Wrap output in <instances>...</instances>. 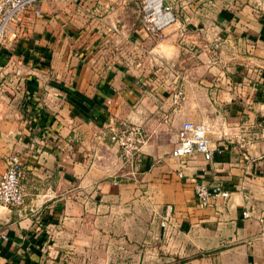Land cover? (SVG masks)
Masks as SVG:
<instances>
[{
	"label": "crops",
	"instance_id": "obj_1",
	"mask_svg": "<svg viewBox=\"0 0 264 264\" xmlns=\"http://www.w3.org/2000/svg\"><path fill=\"white\" fill-rule=\"evenodd\" d=\"M91 1H39L40 14L22 11L0 54V94L20 100L0 102V156L20 154L26 192L36 196L25 204L59 190L57 205H83L88 192L124 200L144 192L162 216L161 250L148 264H264V0H165L173 20L153 44L138 42L131 24L95 20ZM98 27L116 35L111 59L96 48ZM170 79L184 89L178 107ZM184 120L207 125L211 158L197 152L182 163L172 154ZM130 122L147 130L139 186L116 185L105 170L115 146L108 131ZM197 181L228 196L201 206ZM32 227L21 208L0 206V264H30Z\"/></svg>",
	"mask_w": 264,
	"mask_h": 264
},
{
	"label": "rangeland",
	"instance_id": "obj_2",
	"mask_svg": "<svg viewBox=\"0 0 264 264\" xmlns=\"http://www.w3.org/2000/svg\"><path fill=\"white\" fill-rule=\"evenodd\" d=\"M91 2V9L95 10L93 13L95 20L101 21V18L105 16L108 21L131 24L138 30L136 32L138 42L143 40L141 36L144 35L145 38H151L152 44L155 43L163 37L162 28L173 20L157 32H153L147 27L155 24V14L144 11V0H93ZM85 5L88 6L87 3ZM163 5L172 9L170 4H165V0H162L160 7L163 8ZM22 15L24 13L20 12L9 23L8 33L10 30L20 28L18 17ZM99 29L101 31L96 34L103 37L102 39L98 37L99 41H95L98 43L96 48L100 51V55L111 59L114 57L112 47L116 46L114 41L116 35H108L107 32L102 31L101 27H98ZM143 48L144 46L138 45L135 53L136 58L142 62L145 51ZM140 61H136V66H143ZM153 63L154 70L161 67L160 60L153 59ZM167 84L169 93L179 85L176 81L172 82V79ZM9 99L8 94L4 92L0 94V102L13 104L14 108H17L19 97L13 101ZM122 125L113 127L121 128ZM138 125L142 128L143 137L139 150L133 156L127 158L122 148L111 139L115 143L114 152L105 158V170L110 173L108 177L110 181L116 185L132 182L139 186L144 154H147L142 151V145L147 141V130ZM108 133L111 135V131ZM11 154L14 153L9 152L6 156H0V160H3L0 165V174ZM17 155L20 157L19 153ZM44 187L46 186L42 185V188ZM28 190L30 193L26 197L29 202H32L29 197L36 196L32 193V188ZM64 191L59 190L55 194L49 192V195H52L50 200L45 201V197H41L40 203L36 204L33 201L31 209L25 201L20 206H10L16 209L21 208L34 220V227L31 229V245H33L31 249H34L35 257L31 258L30 264H148L146 257L149 258L150 251L158 253L161 250V241L154 236V232L159 230L162 216L161 213L158 214L146 207L144 202L146 193L138 192L134 193V196L129 194L130 197L124 200L120 199L118 193L109 189L101 192L98 197L96 192H88V200L83 205L66 201L57 205L56 202L62 200L61 193ZM92 193L94 195H91Z\"/></svg>",
	"mask_w": 264,
	"mask_h": 264
},
{
	"label": "built area",
	"instance_id": "obj_3",
	"mask_svg": "<svg viewBox=\"0 0 264 264\" xmlns=\"http://www.w3.org/2000/svg\"><path fill=\"white\" fill-rule=\"evenodd\" d=\"M41 0H0V48L6 44L8 38V25L16 16L24 10H32L34 14L39 15L40 9L38 2ZM162 6V0H161ZM144 11L154 13L151 6H148V0H144ZM165 12L171 14L169 6L163 5ZM171 19L152 24L147 27L149 31L157 32L162 26L171 21ZM172 104L175 107L181 105L184 100V89L177 86L171 93ZM207 125L204 122L196 123L192 120H184L177 131V143L172 150V154L182 158L192 156L194 153H202L204 158L212 157V148L209 145L207 137ZM111 139L121 148L123 154L128 158L133 156L138 150L142 141V128L133 122L123 123L121 128H111ZM22 162L17 154H11L7 158V164L0 174V206H20L24 203L26 197V188L22 182ZM195 196L201 206L211 203L212 199L218 195L228 196V190L219 185H211L206 181H197L194 183ZM173 212V205L167 203L164 206V220L167 221ZM247 215V211L243 212ZM165 224V222H163Z\"/></svg>",
	"mask_w": 264,
	"mask_h": 264
},
{
	"label": "bare ground",
	"instance_id": "obj_4",
	"mask_svg": "<svg viewBox=\"0 0 264 264\" xmlns=\"http://www.w3.org/2000/svg\"><path fill=\"white\" fill-rule=\"evenodd\" d=\"M151 6V9H153L155 13V22L156 23H162L169 19H171V14L169 12H165L161 7L160 0H148V6ZM162 10V11H161ZM163 13V15H162ZM163 16V18H162Z\"/></svg>",
	"mask_w": 264,
	"mask_h": 264
},
{
	"label": "trees",
	"instance_id": "obj_5",
	"mask_svg": "<svg viewBox=\"0 0 264 264\" xmlns=\"http://www.w3.org/2000/svg\"><path fill=\"white\" fill-rule=\"evenodd\" d=\"M15 52L20 53L21 50H19V49L16 48V49H15ZM1 53H9V52H8L7 48H5L4 46H2V47L0 48V54H1ZM21 53H22V52H21ZM23 53H24V55L26 54L25 51H24Z\"/></svg>",
	"mask_w": 264,
	"mask_h": 264
}]
</instances>
